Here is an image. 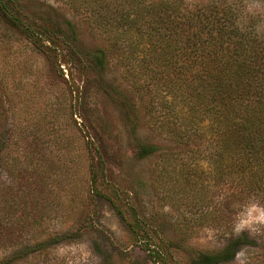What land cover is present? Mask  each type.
<instances>
[{"label":"rangeland","instance_id":"1","mask_svg":"<svg viewBox=\"0 0 264 264\" xmlns=\"http://www.w3.org/2000/svg\"><path fill=\"white\" fill-rule=\"evenodd\" d=\"M224 1L264 21V0ZM98 48L107 41L64 0H8L0 9V180L14 190L23 184L16 170L32 168L35 188L24 192L39 194L28 218L39 217L35 235L0 233V264H195L235 240L217 264H264V231L231 235L235 205L258 200L220 187L212 160L157 134L148 95L125 79L116 55L103 73L91 68L88 53ZM140 143L165 152L139 158ZM197 164L202 187L173 173ZM7 208L6 221L22 219Z\"/></svg>","mask_w":264,"mask_h":264},{"label":"trees","instance_id":"2","mask_svg":"<svg viewBox=\"0 0 264 264\" xmlns=\"http://www.w3.org/2000/svg\"><path fill=\"white\" fill-rule=\"evenodd\" d=\"M64 1L86 12L90 30L107 41L108 49L88 53L91 68L103 73L116 55L125 79L149 97L152 129L174 146L187 147L195 159L212 160L220 187L231 185L264 204L263 17L224 0L192 5L186 0ZM0 9L8 10V0H0ZM163 152L160 145L140 143L136 153L143 158ZM168 154L176 156L172 150ZM16 171L23 183L16 189L0 180V233L32 237L39 217L29 219L39 194L28 197L24 189L35 188V170ZM173 173L192 187H202L207 176L198 164L174 167ZM225 175L232 180L224 182ZM94 182L91 175V186ZM9 202L21 210V223L6 221ZM235 246L236 240L221 251L201 254L195 264H217L233 255Z\"/></svg>","mask_w":264,"mask_h":264},{"label":"clouds","instance_id":"3","mask_svg":"<svg viewBox=\"0 0 264 264\" xmlns=\"http://www.w3.org/2000/svg\"><path fill=\"white\" fill-rule=\"evenodd\" d=\"M235 207L237 210L232 219V236L247 232L250 237H255L264 231V204L250 198L248 202ZM240 255L238 252L237 256Z\"/></svg>","mask_w":264,"mask_h":264}]
</instances>
